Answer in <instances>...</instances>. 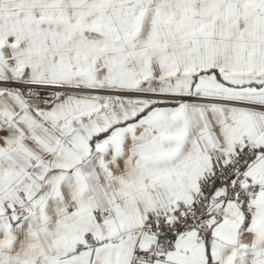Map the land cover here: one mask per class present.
Segmentation results:
<instances>
[{
  "label": "snow or ice",
  "instance_id": "snow-or-ice-1",
  "mask_svg": "<svg viewBox=\"0 0 264 264\" xmlns=\"http://www.w3.org/2000/svg\"><path fill=\"white\" fill-rule=\"evenodd\" d=\"M0 264H264V0H0Z\"/></svg>",
  "mask_w": 264,
  "mask_h": 264
}]
</instances>
